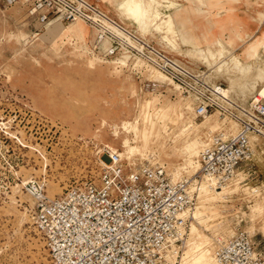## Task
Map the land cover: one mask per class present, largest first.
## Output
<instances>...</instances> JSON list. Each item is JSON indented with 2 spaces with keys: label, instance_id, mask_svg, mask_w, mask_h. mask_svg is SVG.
Segmentation results:
<instances>
[{
  "label": "rangeland",
  "instance_id": "rangeland-1",
  "mask_svg": "<svg viewBox=\"0 0 264 264\" xmlns=\"http://www.w3.org/2000/svg\"><path fill=\"white\" fill-rule=\"evenodd\" d=\"M155 19L157 28L150 27L148 33H162L159 42L165 47L181 52L180 43L190 45L180 55L183 59L174 56L176 60L186 61L211 82L223 83L242 106L254 93L264 97V45L254 56L246 54L252 41L264 40V34L241 38L243 49L235 54L237 38H177L169 9ZM77 22L82 35L70 31ZM61 23L60 37H46L49 24L41 26L25 4L0 0V264H51L29 213L36 184L42 183L47 196L54 198L86 179L97 181L98 158L106 159V145L124 160L162 164L174 179L190 177L198 170L197 156L208 133L223 129L234 134L240 129L216 110L196 116L193 99L150 70L152 66L138 61L135 68L123 67L96 58L87 47L93 48L96 35L90 40L86 33L83 39L84 22ZM209 47L216 52L213 60L207 59ZM233 55L242 65L231 62ZM127 140L137 148L131 159L125 156ZM263 149L260 141L238 175L224 183L222 194L201 193L205 178L198 182L194 215L200 209L204 214L200 221L191 219L188 241L196 225L200 239L212 237L213 254L217 239L244 230L255 243L258 232H264ZM187 248L188 242L182 252H169L165 264H181Z\"/></svg>",
  "mask_w": 264,
  "mask_h": 264
},
{
  "label": "built area",
  "instance_id": "built-area-1",
  "mask_svg": "<svg viewBox=\"0 0 264 264\" xmlns=\"http://www.w3.org/2000/svg\"><path fill=\"white\" fill-rule=\"evenodd\" d=\"M6 2L25 4L41 26L52 19L84 21L96 32L95 50L108 38L104 55L117 58L126 54L123 67L135 68L136 61L154 67L180 93L193 99L196 116L216 110L238 123L240 129L234 134L223 129L208 133L197 156L198 170L190 177L174 179L162 164L124 160L106 145L102 151L106 159L98 158L97 181L86 179L54 198L47 196L42 183L33 187L34 204L29 213L51 264L167 263L169 252H182L186 243L191 213L197 205L198 182L203 178L217 186L230 182L253 154L251 136L264 142V98L254 93L248 105L242 106L223 94V83L208 82L120 27L88 0ZM115 64L121 65L120 61ZM217 243L213 256L220 264H264V255L244 230L226 240L217 239Z\"/></svg>",
  "mask_w": 264,
  "mask_h": 264
},
{
  "label": "crops",
  "instance_id": "crops-1",
  "mask_svg": "<svg viewBox=\"0 0 264 264\" xmlns=\"http://www.w3.org/2000/svg\"><path fill=\"white\" fill-rule=\"evenodd\" d=\"M94 4L109 19L118 24L125 30L130 31L137 37H142L155 47L164 50L174 56L184 54V49L191 48L188 44L180 43L181 52L175 51L170 47H165L159 42L162 33L152 30L153 33L141 35L138 23L126 15L122 5L126 0H88ZM162 3L166 1L174 3L169 9L172 16L176 37L181 38V34L198 40H214L219 38L233 37L238 41L234 44L233 52L240 54L243 49L241 38L252 39L264 34V17L260 16L264 12V0H158ZM120 5V6H119ZM121 7V8H118ZM124 12V13H122ZM83 39L86 37L87 26L84 25ZM90 28V27H89ZM92 30V28H90ZM243 33V35H240ZM83 34V35H84ZM92 37L93 34L90 33ZM243 36V37H242ZM95 37V36H94ZM109 43L104 44L108 46ZM162 46H161V45ZM104 45H102L103 49ZM205 43L200 46L204 47ZM166 49V50H165ZM179 60V59H177ZM184 63L188 68H193ZM199 66V65H198ZM254 241L255 248L264 254V232L260 231Z\"/></svg>",
  "mask_w": 264,
  "mask_h": 264
},
{
  "label": "bare ground",
  "instance_id": "bare-ground-1",
  "mask_svg": "<svg viewBox=\"0 0 264 264\" xmlns=\"http://www.w3.org/2000/svg\"><path fill=\"white\" fill-rule=\"evenodd\" d=\"M172 6H174V3L169 2V1H166V3H162V2H160L158 0H126L125 4L122 5L121 7H122V9L125 10V12H127L126 15H128L129 18H132L135 22L138 23L139 29L142 32L148 33L150 27H153L154 29L156 27L157 19H155V18H157L161 14L163 15L166 12H168V9H170ZM121 7H118V8H121ZM122 13H124V12H122ZM78 20H74V21H78ZM74 21H72V22H74ZM80 21H82V20H80ZM61 22L62 21H60L58 19L51 20L50 22H48L46 24V25L49 24L47 26L46 32L44 31L45 34H46V37H52V36L53 37L54 36H59L60 37L64 33L63 25H62ZM82 22H84V21H82ZM84 24H86V23L84 22ZM86 26H87V24H86ZM90 28H89V26H87V34H88V37L90 39V37H91L90 33H92L93 34L92 38L94 40V38H95L94 36L96 35V32H95L94 29L91 30ZM112 28L115 29L116 31H118L119 33L123 34V32L118 30L116 27L112 26ZM81 29H80V25H79L78 22L74 23L70 27V31H71L72 35H82L83 29H82V31H81ZM124 34L126 35V33H124ZM83 36H85V34ZM108 40H109L108 38H104L99 44H97L98 51L94 49L96 41L94 42V45L92 44L93 48L91 47L90 44L87 47H88V49H90V51L93 52V54H95L96 58H98L99 60H102L104 62L120 61L121 65L122 64H126L127 58H128L126 54H123L121 57L110 58V59H107L105 56H103L107 49H103L102 48V44L109 43ZM262 45H264V40H262L261 38H255L252 41V43L246 48V54H248L249 56H254L255 52ZM205 51L207 52V59H210V60L215 59V53L216 52L214 53L213 50L211 49V47L207 48V50H205ZM227 52H229V51H227ZM99 54L102 55V56H100ZM231 62L233 64H237V66L238 65H242L241 59H240V57L238 55H233L231 57ZM135 63L138 64L137 61ZM261 68H264V67L261 66ZM150 70L154 71L157 74H160V75L164 76L160 71H157V70L152 69V68ZM191 70H193L195 72H198V75H200V76L202 75L204 78H206V80L208 82H211L210 80L207 79V75L205 73L196 71L194 69H191ZM211 83L215 84L216 82H211ZM222 92H223V94H225L229 98H232L231 94L229 92V89L227 87H224ZM235 124H236V126H239L238 123H235ZM260 141H263V140H261L260 138H256V136H253V137L251 136V148L255 149V147L260 144ZM125 143L128 146V151H127V153H125V156L128 159H131L132 156L134 155V153L137 151V148H136V146H133L129 142V140L125 141ZM262 152H264V149L262 150ZM193 171L194 170H192L191 172L193 173ZM236 186H239V184H237ZM225 191H226V186L224 184H221V185L217 186L216 183L213 180L211 181V180L205 178V181L201 184V193H204V194H208L210 192H215L217 195H219V194H222ZM195 209H196V207H195ZM195 209L191 213V218H192L193 221H194V219L196 221H200V219H201V217L203 216L204 213L200 209V210L197 211V215L196 214L194 215ZM193 221H190L189 228H188V231H187L186 244L188 242V248L185 249L184 253L181 255L180 263L181 264H220L214 258L213 254H212V247L214 246L213 242H212V237L211 236H206L204 239H200V237L202 235H201V232L199 231V229L196 227V225H193V228L191 230V236H190V239L188 241L189 232H190V226L193 223ZM169 255H170V253L168 254V256ZM172 256H174V255H172Z\"/></svg>",
  "mask_w": 264,
  "mask_h": 264
}]
</instances>
